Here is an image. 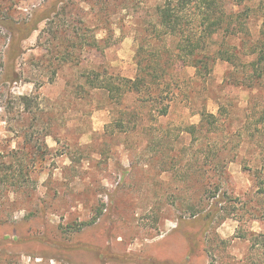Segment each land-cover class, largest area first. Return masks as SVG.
Instances as JSON below:
<instances>
[{
  "label": "rangeland",
  "instance_id": "1",
  "mask_svg": "<svg viewBox=\"0 0 264 264\" xmlns=\"http://www.w3.org/2000/svg\"><path fill=\"white\" fill-rule=\"evenodd\" d=\"M52 1L0 9L25 21ZM161 1L59 0L11 64L0 25V264H264V80L252 56L216 60L205 78L170 65L166 115L85 82L134 78L138 60L173 52L154 28Z\"/></svg>",
  "mask_w": 264,
  "mask_h": 264
},
{
  "label": "trees",
  "instance_id": "2",
  "mask_svg": "<svg viewBox=\"0 0 264 264\" xmlns=\"http://www.w3.org/2000/svg\"><path fill=\"white\" fill-rule=\"evenodd\" d=\"M58 1L53 0L49 7L34 11L25 21L15 22L8 9H0V25L9 33L8 63L19 55L21 42L37 29L38 23L55 11ZM156 10L157 26L154 28L158 36L170 37L174 41L173 52L164 58L163 53L156 51L150 54L153 56L138 60L134 78L120 77L114 82L105 74L93 71L91 76H85L89 87L104 88L113 101H120L131 92L146 96L160 105L156 107L159 115H166L171 101L162 104L160 97L161 86L165 84L163 78L170 65L175 71L192 68L194 76L205 78L212 72L216 60L237 65L241 56L247 55L253 59L248 65L243 64L250 67L254 74L252 79L264 80V0H163ZM252 19L260 22L256 34L251 31ZM233 38L238 39V44L231 42ZM68 56L67 53L63 59L67 61ZM196 114L201 122L214 124L215 117L205 106ZM261 235L251 233L252 245L258 244Z\"/></svg>",
  "mask_w": 264,
  "mask_h": 264
}]
</instances>
